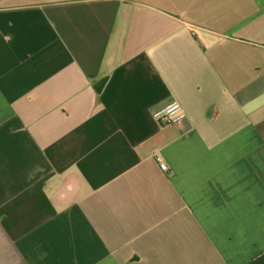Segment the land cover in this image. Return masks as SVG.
Segmentation results:
<instances>
[{
  "label": "crops",
  "instance_id": "crops-1",
  "mask_svg": "<svg viewBox=\"0 0 264 264\" xmlns=\"http://www.w3.org/2000/svg\"><path fill=\"white\" fill-rule=\"evenodd\" d=\"M0 264H264V0H0Z\"/></svg>",
  "mask_w": 264,
  "mask_h": 264
},
{
  "label": "built area",
  "instance_id": "built-area-1",
  "mask_svg": "<svg viewBox=\"0 0 264 264\" xmlns=\"http://www.w3.org/2000/svg\"><path fill=\"white\" fill-rule=\"evenodd\" d=\"M154 117L162 124L166 125H179L185 118L186 113L178 101H174L167 105L165 108L157 111ZM157 162L162 171H167L168 166L160 157H157Z\"/></svg>",
  "mask_w": 264,
  "mask_h": 264
}]
</instances>
